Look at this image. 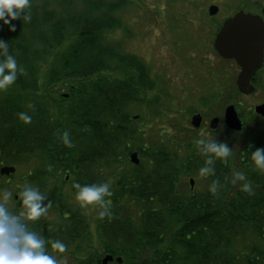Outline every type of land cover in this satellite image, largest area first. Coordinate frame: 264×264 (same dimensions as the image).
Here are the masks:
<instances>
[{
	"label": "trees",
	"instance_id": "1",
	"mask_svg": "<svg viewBox=\"0 0 264 264\" xmlns=\"http://www.w3.org/2000/svg\"><path fill=\"white\" fill-rule=\"evenodd\" d=\"M127 1L0 0V168L38 160L18 174L14 196L46 193L44 203L33 205L40 213H61L59 225L43 219L17 230L15 211H0V264H42L39 245L48 240L55 247L68 240L86 257L93 254L94 264L107 253L121 256L122 264H264V175L248 172L245 152L234 157L236 164L222 159L215 165L212 147L199 137L172 141L178 149L158 145L151 151L132 118L155 112L162 91L152 94L159 82L141 59L108 48L106 33L120 24L115 12ZM114 62L118 71L111 70ZM230 87L241 105L234 80ZM63 89L69 92L63 95ZM222 90L218 86L213 97L220 99ZM137 134L147 170L142 162L125 166ZM240 142L244 151L245 140ZM181 147L193 152L196 163L178 166ZM192 164L209 175L205 196L177 193L181 167ZM14 173H0V191L9 185L3 178ZM68 184L73 193L92 194L107 206L94 232L68 202Z\"/></svg>",
	"mask_w": 264,
	"mask_h": 264
},
{
	"label": "rangeland",
	"instance_id": "2",
	"mask_svg": "<svg viewBox=\"0 0 264 264\" xmlns=\"http://www.w3.org/2000/svg\"><path fill=\"white\" fill-rule=\"evenodd\" d=\"M213 4L219 7V11L216 15L211 16L209 7ZM240 9L261 15L264 10V0H128L124 6L116 10L115 16L119 19L120 24L116 29L106 33L109 42L108 48L119 55L129 57L133 55L141 59L150 68V75L159 82L158 89L152 94L162 91L160 92V94L162 93L161 101L155 107V112L150 110L143 119H140L141 115L139 114L140 117L136 119L138 120L136 125L144 131V141L151 144V151H154L158 145L170 150L176 147L172 145V141L187 143L190 140H195L196 137L200 138V144L206 140L210 142L218 138L227 140L225 134L229 130L224 124V112L226 107L231 104L235 105L241 119L246 121L243 128L245 131L248 130V127L258 123L250 115L254 114V107L264 100V78L259 74L256 92L250 96H243L240 98L241 105L237 104L236 99L229 92V88H234L230 86L233 80L235 82L240 67L233 60L221 58L214 48L217 28L225 18ZM111 65L113 68L111 70L118 71L117 62ZM220 67L221 75L218 78ZM46 68L45 66L44 71ZM215 70L217 74L213 77ZM113 71H110L109 74ZM218 86L223 89L220 99L213 97ZM67 92L69 91L63 89V95ZM60 93L62 90L57 88L56 95L59 96ZM209 96H212V99L207 100ZM214 99H216V105L210 109L208 104ZM142 109L143 112H146L144 107ZM136 110L137 106L135 105L132 111ZM196 112H202L204 115L200 128L191 124L192 116ZM214 117H220L217 131H213L210 127ZM243 135L245 132L237 137ZM139 137H141L140 134H137L135 142L130 144L131 152L128 158L132 152H138L137 149L141 145L137 141ZM180 150H182L180 152L182 155L180 160L178 159V166L182 163L186 164L188 161L196 163L197 159L194 158L193 152H189L188 148L184 150L182 147ZM188 155L191 156L188 157ZM138 156L140 163H143V169L147 170V158L140 156L139 152ZM131 164V161L126 163V169L129 170ZM37 165H39V161L36 159L28 160V163L22 166L13 165L16 167L14 176L3 178L2 181L11 187L8 185L3 188V191H0V211L4 214L15 211L18 217L14 219L13 226L17 230H25L24 225L27 228L29 224L36 225L43 219L48 220L50 225L61 223L60 212L57 213L50 209L40 213L39 205H33L35 201L44 203L46 193L45 196L37 199L33 195L24 198L18 195L14 196L13 190L19 185L18 174L26 173ZM181 169L185 172L177 180L179 195L186 198L191 197L188 195L189 178L191 177L197 178V188L204 192V196L207 191L211 190L210 182L200 175L201 171L195 165H183ZM65 195L71 206L78 208L86 217L92 232H94L99 221L98 214L101 215L102 211H107V206L98 204L99 199L94 198L92 194L73 193L69 184L65 186ZM15 199L19 203H16ZM132 205L134 211L139 210L135 201ZM137 217L134 213L133 218L138 222ZM138 224L136 223V225ZM54 242V240H48L47 246L39 245L45 251L42 264H80L81 261H89V259L90 263L94 264L93 254L88 253L86 257V254L77 245L73 246L68 240H59L57 247L53 246ZM22 244L24 247L27 241L23 240ZM57 250H61V252L57 253ZM22 252L24 251H20V255H24ZM99 253L102 254L101 251ZM104 256L102 255L101 259ZM122 260L124 261L123 258Z\"/></svg>",
	"mask_w": 264,
	"mask_h": 264
},
{
	"label": "water",
	"instance_id": "3",
	"mask_svg": "<svg viewBox=\"0 0 264 264\" xmlns=\"http://www.w3.org/2000/svg\"><path fill=\"white\" fill-rule=\"evenodd\" d=\"M218 11L219 7L215 4L209 7L211 16L216 15ZM214 48L222 58L235 60L240 66V72L236 79L238 90L247 95L255 92L256 87L251 81L264 62V10L262 15L240 10L225 19L216 34ZM255 112L264 115V102L256 105ZM133 118L138 119L139 115H135ZM202 121V115L196 113L192 116L191 124L199 128ZM219 121V117H214L210 123L211 129H216ZM224 121L231 129L240 131L243 128V121L234 104L226 107ZM130 160L134 164L140 163L137 151L130 154ZM15 171L16 167L13 165H4L0 168V173L3 175H10ZM191 184H194L193 178ZM113 260L119 263L123 261L122 257L114 258L112 254H106L101 259V264H110Z\"/></svg>",
	"mask_w": 264,
	"mask_h": 264
},
{
	"label": "flooded vegetation",
	"instance_id": "4",
	"mask_svg": "<svg viewBox=\"0 0 264 264\" xmlns=\"http://www.w3.org/2000/svg\"><path fill=\"white\" fill-rule=\"evenodd\" d=\"M230 16H232V15H230ZM230 16H228V17H230ZM219 27H221V26H219ZM213 72H214V70H213ZM216 74H217V72L215 70L213 77H215ZM219 74H218V76H219ZM259 74H261L262 77L264 78V62H263L262 67L254 74V76L252 78L251 82L253 84H255V87H256V84L258 82V75ZM256 90H257V87H256ZM256 90H255V92H256ZM255 92L248 94V95L242 93V95L243 96H250V95L254 94ZM263 102H264V100L261 103H263ZM255 107H254V114L250 115L254 121L258 122L255 126L248 127L247 131H245L243 129L244 128V126H243L242 130L237 131V130H234V129H231L230 127H228L224 121L226 128L229 130V132L227 134H225V136L227 139H229V138H231V139L227 141V140H224L222 138H218L217 140H212L210 142H207V140L205 141L206 145H209L212 147L213 159L215 157V165H220V161L222 159H224V161H225V159H227V161H229L227 163H235L236 164L234 157L238 154L244 155L243 153L245 152L247 164L249 166L248 172L249 173L256 172L257 174L261 173L262 175H264V115L262 116V115L257 114L255 112ZM196 113H200L202 115V117H204L202 112H196ZM134 116H132V118ZM243 122H244V120H243ZM219 123H220V121H219ZM202 124H203V121H202ZM202 124H201V126H202ZM203 128H204V126H203ZM217 128H218V126H217ZM217 128L212 129V130L217 131ZM244 132H245V135H243L239 138L237 137V136L244 134ZM243 139L245 140V144H244L245 150L244 151H242L241 144H240L241 143L240 140H243ZM222 140H224V142ZM222 143H223V146H222ZM233 167L236 168V166H233ZM200 175L203 178L207 179V182L209 181V175L206 171L201 170ZM192 178L194 179L193 185L191 184ZM263 179H264V177H263ZM215 185H217V184L214 182L213 187H215ZM188 195L191 197H194L195 195H204V192L197 188V178H195V177L189 178Z\"/></svg>",
	"mask_w": 264,
	"mask_h": 264
}]
</instances>
